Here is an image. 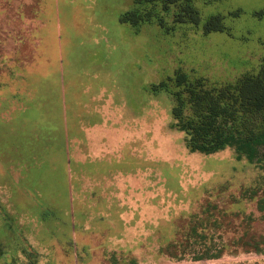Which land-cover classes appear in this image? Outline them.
<instances>
[{"label": "rangeland", "instance_id": "obj_1", "mask_svg": "<svg viewBox=\"0 0 264 264\" xmlns=\"http://www.w3.org/2000/svg\"><path fill=\"white\" fill-rule=\"evenodd\" d=\"M193 6L197 25L145 4L136 29L133 0H0V264H264V168L190 151L152 91L257 73L264 0ZM212 15L225 28L205 34Z\"/></svg>", "mask_w": 264, "mask_h": 264}, {"label": "trees", "instance_id": "obj_2", "mask_svg": "<svg viewBox=\"0 0 264 264\" xmlns=\"http://www.w3.org/2000/svg\"><path fill=\"white\" fill-rule=\"evenodd\" d=\"M194 0H133V7L120 16V21L133 28L150 21L155 15L153 8L141 9L145 4H160L162 11L176 7L173 21L197 25L200 14ZM212 1V0H205ZM162 28L163 21L157 19ZM221 15L210 16L203 24V32L224 30ZM175 88L171 89V83ZM168 91L175 100L171 108L172 127L183 132L185 146L192 152L211 154L227 147L234 150L237 159L245 158L264 168V126H251V117L264 112V63L257 73H244L233 82L208 85L205 78L189 77L177 70L167 81L154 84L152 91ZM264 212V200L258 201ZM252 249L262 252L261 242H254ZM222 250L205 248L196 256L218 258Z\"/></svg>", "mask_w": 264, "mask_h": 264}]
</instances>
